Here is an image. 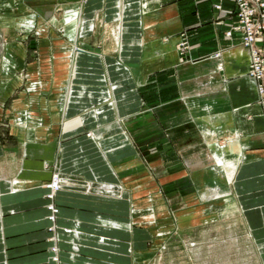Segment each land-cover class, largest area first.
<instances>
[{
    "label": "crops",
    "instance_id": "1",
    "mask_svg": "<svg viewBox=\"0 0 264 264\" xmlns=\"http://www.w3.org/2000/svg\"><path fill=\"white\" fill-rule=\"evenodd\" d=\"M214 2L0 0L28 74L0 77V264H135L140 197L160 188L233 194L264 261V113L249 49L225 34L236 6Z\"/></svg>",
    "mask_w": 264,
    "mask_h": 264
},
{
    "label": "rangeland",
    "instance_id": "2",
    "mask_svg": "<svg viewBox=\"0 0 264 264\" xmlns=\"http://www.w3.org/2000/svg\"><path fill=\"white\" fill-rule=\"evenodd\" d=\"M143 7L144 10L149 9L145 3H143ZM9 13V6L0 3V15ZM16 37V34L9 28H6L5 34L0 30V77L9 75L26 77L28 75L26 69H15L12 66L15 55L12 54L13 51L11 48L9 49L8 44L12 43ZM25 38L27 40V38L35 37ZM24 58L27 62L40 60L41 53L32 50ZM246 76H248L247 72ZM248 79L250 80L248 85L254 87L253 95L260 103L257 85L259 83L264 85V82H254L253 79ZM262 98L264 99V96ZM262 111L264 113L263 109ZM263 113L261 112L262 115ZM216 135L228 138L227 140L233 136L232 130L229 128L221 130L220 133L216 132ZM208 142L214 155L220 154L224 159V163L218 165L226 163L225 168L228 170V160L224 158V153H220L221 150L216 149L219 146L218 141L209 137ZM242 146L241 150L243 151L247 145L242 144ZM241 153L243 158L245 152ZM242 161L244 160H239V163ZM211 166L206 169L207 175L209 171H213ZM54 175L56 173H53L51 179L45 183L46 187ZM214 182L215 180H212L211 177L207 180L209 184ZM207 183H203V189L206 188ZM167 192L168 190L163 188L156 192H149L146 189L145 194L140 197L143 203L141 205L144 208L138 211L137 227L141 231L144 245L139 249H134L133 255L138 257L135 264H264L261 249L252 237L245 214L237 209L233 201V194L202 200L201 193L197 189L175 196H168ZM49 194L52 195L50 189ZM52 208H55L57 214L58 209L53 205V199H50L47 209L50 212V220L53 222L56 214L51 210Z\"/></svg>",
    "mask_w": 264,
    "mask_h": 264
},
{
    "label": "built area",
    "instance_id": "3",
    "mask_svg": "<svg viewBox=\"0 0 264 264\" xmlns=\"http://www.w3.org/2000/svg\"><path fill=\"white\" fill-rule=\"evenodd\" d=\"M223 0H215L213 6L216 10L222 8ZM234 2L236 20L231 27L226 30V35L231 36L234 31L241 34V43L249 49V66L247 75L256 82H264V0H231ZM179 46L183 49L187 47V41L182 38ZM260 104L264 110V85L259 83ZM54 175L52 181L47 183L50 190L60 188V178ZM50 196V194L48 195Z\"/></svg>",
    "mask_w": 264,
    "mask_h": 264
},
{
    "label": "bare ground",
    "instance_id": "4",
    "mask_svg": "<svg viewBox=\"0 0 264 264\" xmlns=\"http://www.w3.org/2000/svg\"><path fill=\"white\" fill-rule=\"evenodd\" d=\"M58 177H59V176H58ZM57 179H59V178H57ZM59 180H60V187H61V185H62L61 178H60ZM51 191H52V195H53V197H54L55 193H57V192H56L57 190H51ZM52 195L49 196V199H51V200L53 199V198H52ZM51 210H52L54 213L56 212V211H55V208H52ZM55 214H56V213H55ZM53 220H54V218H53ZM51 222H52V221H51ZM52 223H53V222H52ZM56 258H57V257H56Z\"/></svg>",
    "mask_w": 264,
    "mask_h": 264
}]
</instances>
